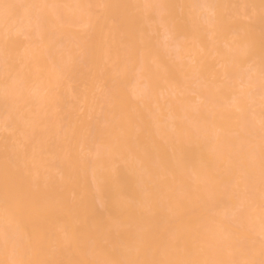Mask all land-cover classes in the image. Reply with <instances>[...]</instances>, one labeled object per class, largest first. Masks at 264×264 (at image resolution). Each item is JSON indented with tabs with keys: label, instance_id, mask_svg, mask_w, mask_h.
<instances>
[{
	"label": "bare ground",
	"instance_id": "obj_1",
	"mask_svg": "<svg viewBox=\"0 0 264 264\" xmlns=\"http://www.w3.org/2000/svg\"><path fill=\"white\" fill-rule=\"evenodd\" d=\"M0 264H264V0H0Z\"/></svg>",
	"mask_w": 264,
	"mask_h": 264
}]
</instances>
